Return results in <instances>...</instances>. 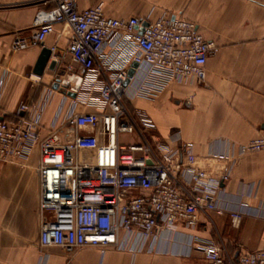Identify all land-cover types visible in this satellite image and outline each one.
<instances>
[{
  "label": "built area",
  "instance_id": "1",
  "mask_svg": "<svg viewBox=\"0 0 264 264\" xmlns=\"http://www.w3.org/2000/svg\"><path fill=\"white\" fill-rule=\"evenodd\" d=\"M35 1L36 31L18 36L13 50L44 45L62 24L73 33L68 53L83 69L80 94L63 120L59 111L46 136L41 132L51 87L37 102L22 103L14 120L0 117V164H18L39 148L41 246L151 251L159 236L196 229L211 213L229 214L238 229L251 212L223 187L241 156L264 152V129L237 151L229 144L224 152L197 155L155 137L152 118L128 105L155 99L173 83L203 84L218 44L182 17L114 19L104 14L103 3L82 11L76 0ZM80 104L98 112L76 113ZM253 214L264 219L260 210ZM194 246L212 264H264V250L241 253L235 263L213 240Z\"/></svg>",
  "mask_w": 264,
  "mask_h": 264
},
{
  "label": "crops",
  "instance_id": "2",
  "mask_svg": "<svg viewBox=\"0 0 264 264\" xmlns=\"http://www.w3.org/2000/svg\"><path fill=\"white\" fill-rule=\"evenodd\" d=\"M103 3L107 17L156 20L164 15L195 22L203 37L220 47L206 65V81L169 85L155 99L137 98L130 108L144 110L153 120V135L172 147L187 145L197 155L235 151L259 137L264 129V0H76L79 10ZM39 6L35 0H0V117L16 118L22 103L37 102L46 88L59 81L67 92L80 94L83 69L68 53L70 28L56 25L44 45L14 51L18 36L35 31ZM43 48L53 49L55 70L43 76L34 67ZM74 98L55 90L43 117L46 136L61 110V120ZM76 113H95L94 105L80 104ZM40 153L33 147L18 164H0V264H212L194 241L213 240L237 263L241 253L264 250V152L239 158L224 185L233 203L248 206L238 229L229 214L211 213L196 229L180 228L158 237L151 251L121 252L88 246L72 252L40 244ZM253 214V215H252ZM229 262V261H228ZM226 264H229V263Z\"/></svg>",
  "mask_w": 264,
  "mask_h": 264
},
{
  "label": "water",
  "instance_id": "3",
  "mask_svg": "<svg viewBox=\"0 0 264 264\" xmlns=\"http://www.w3.org/2000/svg\"><path fill=\"white\" fill-rule=\"evenodd\" d=\"M53 55V52L51 49H48V48H43L42 49V52L36 62V65L34 67V75L38 76V77H41L43 76L46 68H49L50 70H55L56 67H57V61L56 60H52L50 62V59ZM135 68H137V64L134 63L131 67V69L129 70L128 72V76L129 78L132 77L134 75V72H135ZM129 83V79L127 80L126 84L127 85ZM53 89L54 90H61L62 93H65L67 94L69 97H72V98H75L76 95L74 93H70V92H67L66 89L64 87H60V83L59 81H57L54 86H53Z\"/></svg>",
  "mask_w": 264,
  "mask_h": 264
}]
</instances>
